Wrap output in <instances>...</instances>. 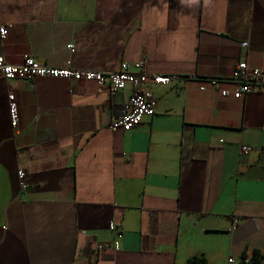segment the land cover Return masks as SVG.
I'll use <instances>...</instances> for the list:
<instances>
[{
  "label": "crops",
  "instance_id": "crops-1",
  "mask_svg": "<svg viewBox=\"0 0 264 264\" xmlns=\"http://www.w3.org/2000/svg\"><path fill=\"white\" fill-rule=\"evenodd\" d=\"M1 26L10 64L143 61L174 78L141 87L153 116L112 131L128 84L0 76V264H227L264 252V97L199 89L241 57L264 69V0H0Z\"/></svg>",
  "mask_w": 264,
  "mask_h": 264
},
{
  "label": "built area",
  "instance_id": "built-area-1",
  "mask_svg": "<svg viewBox=\"0 0 264 264\" xmlns=\"http://www.w3.org/2000/svg\"><path fill=\"white\" fill-rule=\"evenodd\" d=\"M7 34L5 26L0 27V38L4 39ZM241 48H246L247 43H240ZM69 52H73V45H67ZM0 76L7 81L21 80L31 81L36 77H48L54 79H65L74 82H91L98 87H107L110 91H120L125 85H130L131 95L127 102V112L109 123V129L114 131H130L140 125L144 117L154 115V102L148 95L140 92L141 87L146 83L166 86L174 78L169 75H152L146 72L145 63L138 61L132 64L121 63L116 70L99 71L90 69H75L69 65L65 67H50L45 64L37 63L32 56L25 55L18 64H10L5 58L0 56ZM204 84H208L212 89L217 90L223 98L239 99L251 92H259L264 97V69H253L247 66L244 57H241L233 67L231 75L225 79H205L199 88L204 89ZM229 84L231 89H226L222 85ZM8 116L10 126L13 131L18 126V104L13 93L7 96ZM243 153L247 149L242 150ZM19 181V188L22 191L27 189L24 178L25 172L22 169L16 172ZM236 222V219H234ZM109 230L115 232V224L109 222ZM119 242L115 238L112 243L114 249H118ZM250 257H243L238 263L229 257L227 264H247ZM258 264V263H257Z\"/></svg>",
  "mask_w": 264,
  "mask_h": 264
},
{
  "label": "trees",
  "instance_id": "trees-1",
  "mask_svg": "<svg viewBox=\"0 0 264 264\" xmlns=\"http://www.w3.org/2000/svg\"><path fill=\"white\" fill-rule=\"evenodd\" d=\"M243 257H245V256H243ZM262 259H264V252L259 253L258 251H255V252H253V254L250 257V260L247 264H257ZM187 264H206V262L204 259L193 258L192 260H188ZM240 264H243V263H240Z\"/></svg>",
  "mask_w": 264,
  "mask_h": 264
}]
</instances>
